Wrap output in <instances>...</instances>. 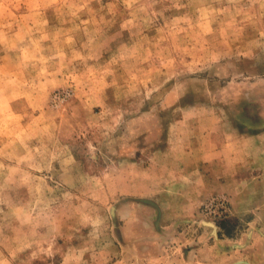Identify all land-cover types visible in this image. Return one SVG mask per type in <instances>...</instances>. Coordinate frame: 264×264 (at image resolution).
I'll return each mask as SVG.
<instances>
[{"label":"rangeland","instance_id":"rangeland-1","mask_svg":"<svg viewBox=\"0 0 264 264\" xmlns=\"http://www.w3.org/2000/svg\"><path fill=\"white\" fill-rule=\"evenodd\" d=\"M0 264H264V0H0Z\"/></svg>","mask_w":264,"mask_h":264},{"label":"crops","instance_id":"crops-1","mask_svg":"<svg viewBox=\"0 0 264 264\" xmlns=\"http://www.w3.org/2000/svg\"><path fill=\"white\" fill-rule=\"evenodd\" d=\"M2 18V17H1Z\"/></svg>","mask_w":264,"mask_h":264}]
</instances>
